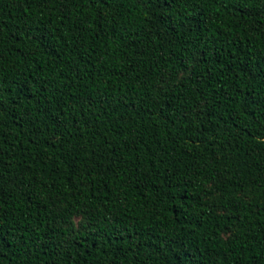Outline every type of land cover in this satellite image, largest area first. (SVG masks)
<instances>
[{
    "label": "trees",
    "instance_id": "16d2710c",
    "mask_svg": "<svg viewBox=\"0 0 264 264\" xmlns=\"http://www.w3.org/2000/svg\"><path fill=\"white\" fill-rule=\"evenodd\" d=\"M0 191V264H264V0H0Z\"/></svg>",
    "mask_w": 264,
    "mask_h": 264
},
{
    "label": "snow or ice",
    "instance_id": "6c2138e0",
    "mask_svg": "<svg viewBox=\"0 0 264 264\" xmlns=\"http://www.w3.org/2000/svg\"><path fill=\"white\" fill-rule=\"evenodd\" d=\"M101 2L107 3V0H101ZM161 2H162L163 5H166L168 7H171L173 3H176L177 2V0H161ZM114 3L116 5H118V6H120V5H122L123 0H114ZM3 195H4L3 192L0 191V204L3 203Z\"/></svg>",
    "mask_w": 264,
    "mask_h": 264
}]
</instances>
